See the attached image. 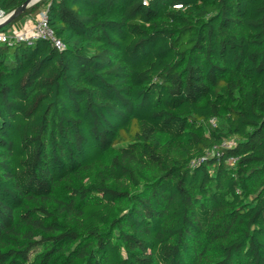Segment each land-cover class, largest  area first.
Returning <instances> with one entry per match:
<instances>
[{
  "label": "trees",
  "instance_id": "1",
  "mask_svg": "<svg viewBox=\"0 0 264 264\" xmlns=\"http://www.w3.org/2000/svg\"><path fill=\"white\" fill-rule=\"evenodd\" d=\"M40 11L62 50L0 41V264H264V0H38L0 33Z\"/></svg>",
  "mask_w": 264,
  "mask_h": 264
},
{
  "label": "built area",
  "instance_id": "2",
  "mask_svg": "<svg viewBox=\"0 0 264 264\" xmlns=\"http://www.w3.org/2000/svg\"><path fill=\"white\" fill-rule=\"evenodd\" d=\"M147 2L142 0V3L144 4ZM4 15L5 13L0 10V19L3 18ZM39 38L48 39L58 50H62L65 47L64 42L55 35L53 29L49 26L45 11L39 12L37 19L34 21L33 27L29 30L14 28L8 33H0V41L6 42L9 45H14L18 42L33 44ZM231 144L232 141L222 142V146H229ZM208 154L212 155L214 152L211 151L208 152ZM216 154L218 153L216 152ZM232 161H234V159H232Z\"/></svg>",
  "mask_w": 264,
  "mask_h": 264
},
{
  "label": "water",
  "instance_id": "3",
  "mask_svg": "<svg viewBox=\"0 0 264 264\" xmlns=\"http://www.w3.org/2000/svg\"><path fill=\"white\" fill-rule=\"evenodd\" d=\"M38 0H24L15 9L6 13L3 18L0 19V28L12 22L16 17H18L27 7L33 5Z\"/></svg>",
  "mask_w": 264,
  "mask_h": 264
},
{
  "label": "crops",
  "instance_id": "4",
  "mask_svg": "<svg viewBox=\"0 0 264 264\" xmlns=\"http://www.w3.org/2000/svg\"><path fill=\"white\" fill-rule=\"evenodd\" d=\"M39 12H34L32 14H30L29 16L23 18L20 23H18L19 25H21L20 29H31L33 27L34 21L37 19Z\"/></svg>",
  "mask_w": 264,
  "mask_h": 264
},
{
  "label": "clouds",
  "instance_id": "5",
  "mask_svg": "<svg viewBox=\"0 0 264 264\" xmlns=\"http://www.w3.org/2000/svg\"><path fill=\"white\" fill-rule=\"evenodd\" d=\"M145 2H147V0H145Z\"/></svg>",
  "mask_w": 264,
  "mask_h": 264
}]
</instances>
